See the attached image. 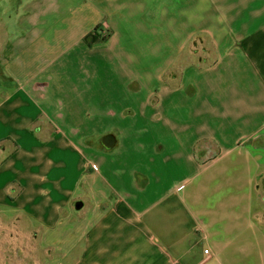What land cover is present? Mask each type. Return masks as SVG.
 Wrapping results in <instances>:
<instances>
[{
    "label": "crops",
    "instance_id": "crops-1",
    "mask_svg": "<svg viewBox=\"0 0 264 264\" xmlns=\"http://www.w3.org/2000/svg\"><path fill=\"white\" fill-rule=\"evenodd\" d=\"M0 3L1 223L70 224L58 264H264V0ZM225 176L249 202L197 225Z\"/></svg>",
    "mask_w": 264,
    "mask_h": 264
},
{
    "label": "rangeland",
    "instance_id": "rangeland-1",
    "mask_svg": "<svg viewBox=\"0 0 264 264\" xmlns=\"http://www.w3.org/2000/svg\"><path fill=\"white\" fill-rule=\"evenodd\" d=\"M8 7L10 10V4L0 3V8L3 10L8 9ZM1 22L2 24L6 23V21L0 20V23ZM204 47L209 49V42H206ZM202 54L204 55L206 63L210 62L214 58V53L210 50L207 52H202ZM195 61H197L196 58L191 57L190 59L188 58V54L185 53L184 58L180 57L178 59V63L175 67L167 70V73L165 74L167 75L166 77H174L172 78L173 83H177V78L181 76L184 69L183 66L188 62L194 63ZM88 69L92 74L93 69ZM88 69L85 68L84 71H81V69H76L77 73H74V79L77 80L78 77L83 78L82 74H86ZM101 70L104 72L115 73L113 74L114 76L120 77L125 75V72L130 73L135 71L141 76V71L143 73H149V75H153L156 69H124L116 67L114 64H112L111 67L107 69L102 68ZM161 71L162 69H159V72ZM143 76H145V74H143ZM92 77L90 79H92ZM208 180L209 179L201 180L200 183L203 184V192H199V194L196 195L194 203V212L198 221L197 225L205 224L206 226V224L212 220H218V222L220 220L230 221V207L236 206L237 204H246L249 202L248 191H250L251 188L248 187L239 192L233 191L223 197L218 196L220 193L216 194L215 192L220 191L224 186H230L233 184L232 179H230L229 176H225V179L216 183H210ZM198 188H200V185H198ZM216 196L218 197L216 198ZM214 205H216L215 207L217 210H214ZM3 218L4 217H2V219ZM5 219L7 221H2V223L0 222V264H58L60 261L70 262L71 259L74 258L75 255H70L73 246L70 237V224L68 227L64 228V232L60 240V235H56L55 228H45L40 226L39 223L32 221L19 212H11L10 218ZM199 249L202 251V246ZM58 253H62L63 255H56Z\"/></svg>",
    "mask_w": 264,
    "mask_h": 264
},
{
    "label": "water",
    "instance_id": "water-1",
    "mask_svg": "<svg viewBox=\"0 0 264 264\" xmlns=\"http://www.w3.org/2000/svg\"><path fill=\"white\" fill-rule=\"evenodd\" d=\"M80 206H81V202H77L76 207H80Z\"/></svg>",
    "mask_w": 264,
    "mask_h": 264
},
{
    "label": "built area",
    "instance_id": "built-area-1",
    "mask_svg": "<svg viewBox=\"0 0 264 264\" xmlns=\"http://www.w3.org/2000/svg\"><path fill=\"white\" fill-rule=\"evenodd\" d=\"M204 252L207 253L208 252V249H204Z\"/></svg>",
    "mask_w": 264,
    "mask_h": 264
}]
</instances>
